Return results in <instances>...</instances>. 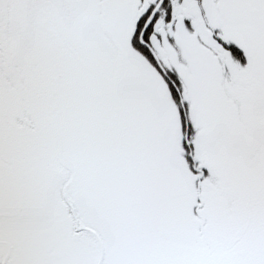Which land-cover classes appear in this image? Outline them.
<instances>
[{
  "label": "snow or ice",
  "instance_id": "6c2138e0",
  "mask_svg": "<svg viewBox=\"0 0 264 264\" xmlns=\"http://www.w3.org/2000/svg\"><path fill=\"white\" fill-rule=\"evenodd\" d=\"M0 264H264V0H0Z\"/></svg>",
  "mask_w": 264,
  "mask_h": 264
}]
</instances>
